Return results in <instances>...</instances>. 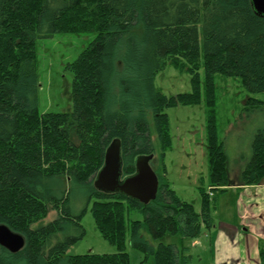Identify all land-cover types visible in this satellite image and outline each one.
<instances>
[{"label": "trees", "instance_id": "1", "mask_svg": "<svg viewBox=\"0 0 264 264\" xmlns=\"http://www.w3.org/2000/svg\"><path fill=\"white\" fill-rule=\"evenodd\" d=\"M57 32L95 37L66 65L73 73V109L42 113L36 44ZM168 65L189 72L191 92L166 95L155 87ZM126 73L144 86V99L135 92L131 103ZM220 73L241 77L252 94L264 93V16L251 0H0V224L26 240L14 253L0 245V264H129L128 242L142 251L139 264H191L189 246L162 238L195 240L213 226L217 193L264 183V127L238 178L230 177L216 121ZM202 93L209 109L210 191L201 188L198 213L166 175L165 152L172 145L166 109L199 104ZM245 109L264 111V100L250 97ZM150 116L160 142L156 198L144 204L98 190L95 175L114 139L121 141L124 175L135 172L138 155H155ZM63 177L86 191L81 214L73 213L71 189L54 193L51 182ZM90 204L96 228L117 251L69 255L86 235L82 218ZM52 210L56 218L46 221Z\"/></svg>", "mask_w": 264, "mask_h": 264}, {"label": "rangeland", "instance_id": "2", "mask_svg": "<svg viewBox=\"0 0 264 264\" xmlns=\"http://www.w3.org/2000/svg\"><path fill=\"white\" fill-rule=\"evenodd\" d=\"M94 37V32H57L52 37L37 40L40 112H70L73 109L71 95L73 73L66 68V65L68 62L74 61ZM139 38L140 36L136 37V42L140 41ZM203 73L202 70V76ZM126 74L124 80L131 89L129 95H127L131 103H135V92H139L142 95L140 97L144 99V86L136 77H130L128 73ZM155 87L166 95L191 92V75L186 69L182 70L168 65L157 73ZM117 94H120L119 85ZM216 95L215 110L219 134L224 141L228 156L230 177L236 180L252 156V142L257 130L264 127V111L246 110V101L250 97L264 100V93L252 94L243 85L241 77L220 73L216 76ZM166 112L169 115L172 138V145L165 152L166 175L171 187L177 192L178 196L192 203L199 213L202 208L201 188H204L206 192L210 191L206 141L209 109L205 102L204 93H202V101L199 104H179L167 108ZM149 121L152 141L156 149L152 166L159 171V165L161 164L158 154L160 142L151 116ZM51 184L54 186V193L57 196H61L65 189H71L74 214H81L85 210L86 191L79 184L66 177L54 180ZM221 195H223V192L217 193V198ZM90 208L91 204L82 218L86 235L69 248L67 252L69 255L89 252L105 254L117 251L116 246L106 240L96 228ZM56 216L57 212L52 210L46 221H51ZM132 218L140 219L141 216L134 213ZM205 233L206 230L204 229L199 239H208ZM143 235L155 246L159 242L154 240L145 229H143ZM162 241L179 247L181 244L189 246V252L193 257L191 264H211L212 262L211 251L207 250L203 254L198 245H191V240L183 238L181 235L166 234ZM127 251L129 253V264H139L143 258L142 251L131 246L129 242Z\"/></svg>", "mask_w": 264, "mask_h": 264}, {"label": "crops", "instance_id": "3", "mask_svg": "<svg viewBox=\"0 0 264 264\" xmlns=\"http://www.w3.org/2000/svg\"><path fill=\"white\" fill-rule=\"evenodd\" d=\"M214 212L213 226L204 228L208 239L199 236L191 245L211 251V264H264V183L231 186Z\"/></svg>", "mask_w": 264, "mask_h": 264}, {"label": "water", "instance_id": "4", "mask_svg": "<svg viewBox=\"0 0 264 264\" xmlns=\"http://www.w3.org/2000/svg\"><path fill=\"white\" fill-rule=\"evenodd\" d=\"M256 13L264 16V0H251ZM154 154H140L134 159L135 172L122 176V151L119 138L108 146L102 168L95 175L94 185L105 192L119 191L127 197L144 204L154 200L158 193L159 178L152 167ZM0 245L10 252H18L25 245L21 233L11 230L7 225L0 224Z\"/></svg>", "mask_w": 264, "mask_h": 264}, {"label": "bare ground", "instance_id": "5", "mask_svg": "<svg viewBox=\"0 0 264 264\" xmlns=\"http://www.w3.org/2000/svg\"><path fill=\"white\" fill-rule=\"evenodd\" d=\"M107 148H108V147H107ZM106 150H107V149H106ZM105 154H106V153H105ZM154 156H155V155H154ZM122 169H123V168H122ZM130 175H131V174H130ZM122 176L125 177V176H128V175H124V174H123V170H122ZM94 180H95V179H94ZM94 186H95V185H94ZM11 230H12V229H11ZM25 242H26V240H25ZM24 246H25V245H24Z\"/></svg>", "mask_w": 264, "mask_h": 264}]
</instances>
